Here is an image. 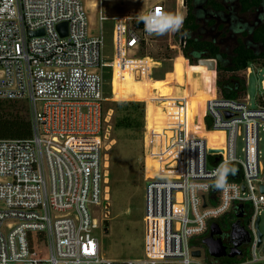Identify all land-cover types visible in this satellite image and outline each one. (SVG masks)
Returning <instances> with one entry per match:
<instances>
[{
    "label": "built area",
    "instance_id": "2783aa9c",
    "mask_svg": "<svg viewBox=\"0 0 264 264\" xmlns=\"http://www.w3.org/2000/svg\"><path fill=\"white\" fill-rule=\"evenodd\" d=\"M177 3L186 6L185 0ZM169 14L158 2L142 15L112 16L108 60L103 35L90 33L83 0H0V101L27 100L32 122L29 137L0 138V264H222L219 259L225 257L211 256L203 241L211 224L240 211L239 204L251 209L242 221L251 240L241 247L242 255L231 256L239 260L229 264H264V232L259 245L256 228L264 214L259 148L264 94L256 108L248 105L246 93L223 99L216 68L203 114L190 115L189 97L153 98L169 100L171 111L162 132L151 134L149 142L145 131V253L133 259L101 254L92 207L103 202L107 207L110 197L107 69L112 85L116 69L128 65L131 70L139 65L137 79H153L151 57L135 55L151 35L163 31ZM108 18L100 14L101 22ZM64 22L66 34L58 29ZM258 66L264 67V56L250 62L245 76ZM204 130H223L224 139L210 143ZM239 136L244 159L237 156ZM148 157L160 166L151 178ZM225 167L224 184L218 187ZM196 249L201 256L193 254Z\"/></svg>",
    "mask_w": 264,
    "mask_h": 264
},
{
    "label": "rangeland",
    "instance_id": "374dc122",
    "mask_svg": "<svg viewBox=\"0 0 264 264\" xmlns=\"http://www.w3.org/2000/svg\"><path fill=\"white\" fill-rule=\"evenodd\" d=\"M89 16V29L92 34H102L104 37L105 58L111 59L113 55V19L119 14H145L156 2L167 4L170 17H182L186 15V6L177 3V0H83ZM95 4V6H90ZM178 5H180L178 7ZM100 14L109 16L101 22ZM167 20L162 32L150 36L149 43L143 46L135 55L139 57H151L150 66L153 67V79L139 77L137 89L134 93L125 92L114 77L113 85L111 76L107 77L105 84L104 108L107 112L111 109L109 121V153L111 160L110 197L108 205L105 202L99 206H93L94 216L99 225L94 229V235L98 237L101 245V254L114 259H133L142 257L145 253L143 212L145 208V131L147 129V141L153 133H161L168 120L167 108L171 104L169 98L189 97L192 103L193 113L203 114L206 99L211 96L209 79L213 76L210 66L206 62H198L205 71H198L183 54V42L180 37V27H175ZM253 18V15H252ZM101 23L103 27L101 28ZM132 67V76L135 78V69ZM108 72V70H107ZM139 73V71H138ZM245 75L244 70L239 72ZM229 74V73H227ZM139 76V75H138ZM248 84L246 95L249 97L248 105L251 108L258 107V98L264 94V67L253 68V73L247 76ZM114 86V92H113ZM166 97L163 102H154L153 98ZM122 101H134L145 105L143 115L134 109L133 104H119ZM8 102V101H6ZM16 109L30 116V108L27 100L16 101ZM132 111L133 122L131 127L116 125L126 115L125 107ZM12 110V108H10ZM203 127L202 121L198 123ZM202 132V131H201ZM205 130L203 131V135ZM210 136V135H209ZM261 150L260 160L264 166V130L260 131ZM223 135L215 133L209 137V142L223 140ZM153 140V139H152ZM160 144V139L155 142ZM245 142L242 136L237 139V156L244 159ZM160 166L157 161L148 157L146 159V172L148 177L157 175ZM235 213H228L218 222L225 231H230V223L236 218ZM260 229L264 232V214ZM206 250H208L205 245Z\"/></svg>",
    "mask_w": 264,
    "mask_h": 264
},
{
    "label": "trees",
    "instance_id": "16d2710c",
    "mask_svg": "<svg viewBox=\"0 0 264 264\" xmlns=\"http://www.w3.org/2000/svg\"><path fill=\"white\" fill-rule=\"evenodd\" d=\"M185 5L186 15L180 27L184 56L198 71H205L204 66L198 65L201 59H215L218 94L223 99H240L246 93L248 82L247 77L239 72L245 70L251 61L264 56V0H185ZM107 70L106 77H110ZM138 71L134 78L131 65L116 69V80L125 92L136 91ZM125 103L133 104L137 111L141 109L143 115L144 104L134 101L119 104ZM16 105V101H0V138H21L32 134L29 115L16 109ZM125 110L127 115L116 125L122 126L124 122L126 127H131L132 111L129 106ZM189 113L194 116L192 103L189 104ZM204 135L209 140L215 133L206 132ZM232 171L234 178L240 176L237 167L234 166ZM249 217L250 214L245 221ZM222 239L224 244H229V235ZM237 260L225 257L219 262L229 264Z\"/></svg>",
    "mask_w": 264,
    "mask_h": 264
},
{
    "label": "water",
    "instance_id": "95a60500",
    "mask_svg": "<svg viewBox=\"0 0 264 264\" xmlns=\"http://www.w3.org/2000/svg\"><path fill=\"white\" fill-rule=\"evenodd\" d=\"M66 27L67 23H61L58 25V29L62 32V34H66ZM43 31H37V32H31V35L34 34H42ZM183 42V38L181 39ZM199 62H206L210 68L215 69V60L214 59H201ZM232 114L227 113V117H230ZM210 151H216V150H210ZM223 172V170H222ZM221 172V173H222ZM261 192L264 193V185L260 186ZM240 211L237 213V219L232 221L230 223V231H229V240L231 243V246H227L223 243V239L221 237L222 234V228L218 222H213L210 226V232L209 235L204 239V244L207 246L209 254L213 256L214 258H221V257H231V256H236V255H242V246L249 243L251 240V234L242 222V217L243 215V209L244 205L239 204L237 206ZM260 218L257 219L256 221V228L258 232V244L260 245L262 242V232L260 230ZM193 254L195 256H201V250L196 249L193 251Z\"/></svg>",
    "mask_w": 264,
    "mask_h": 264
},
{
    "label": "clouds",
    "instance_id": "9594fccd",
    "mask_svg": "<svg viewBox=\"0 0 264 264\" xmlns=\"http://www.w3.org/2000/svg\"><path fill=\"white\" fill-rule=\"evenodd\" d=\"M169 22L172 23L175 27H179V25L182 23V17H179V16L170 17ZM227 171L228 169L226 167L223 168V172L221 173L219 181H218V185H217L218 187L223 186Z\"/></svg>",
    "mask_w": 264,
    "mask_h": 264
},
{
    "label": "flooded vegetation",
    "instance_id": "af4514ba",
    "mask_svg": "<svg viewBox=\"0 0 264 264\" xmlns=\"http://www.w3.org/2000/svg\"><path fill=\"white\" fill-rule=\"evenodd\" d=\"M262 13H263V16H264V12H263V10H262ZM243 215H242V217H240L241 219H242V221L243 220H245V218H246V216H248L250 213H251V209L249 208V207H245L244 209H243ZM235 214H234V216H235V218L237 219V213H238V211H236V212H234ZM235 219V220H236ZM221 226V225H220ZM222 228V234H221V237L222 238H226L229 234L227 233V231H225L224 229H223V227H221ZM229 242H230V240H229Z\"/></svg>",
    "mask_w": 264,
    "mask_h": 264
},
{
    "label": "bare ground",
    "instance_id": "6f19581e",
    "mask_svg": "<svg viewBox=\"0 0 264 264\" xmlns=\"http://www.w3.org/2000/svg\"><path fill=\"white\" fill-rule=\"evenodd\" d=\"M91 7L92 6H95V4H93V5H90ZM212 96H210V97H208L207 99H209V98H211ZM207 99H206V101H207ZM213 133H218L219 135H223L224 136V134H225V132L223 131V130H216V131H213ZM223 139H224V137H223ZM35 235H43V233H36Z\"/></svg>",
    "mask_w": 264,
    "mask_h": 264
},
{
    "label": "crops",
    "instance_id": "0c3cea01",
    "mask_svg": "<svg viewBox=\"0 0 264 264\" xmlns=\"http://www.w3.org/2000/svg\"><path fill=\"white\" fill-rule=\"evenodd\" d=\"M167 2H169V0H166ZM171 1V0H170ZM156 3H158V2H156ZM165 5L167 6V4L165 3ZM178 7H179V5H178ZM171 14H169V16H170ZM169 16H168V18H169ZM184 17H185V15H184Z\"/></svg>",
    "mask_w": 264,
    "mask_h": 264
},
{
    "label": "snow or ice",
    "instance_id": "6c2138e0",
    "mask_svg": "<svg viewBox=\"0 0 264 264\" xmlns=\"http://www.w3.org/2000/svg\"><path fill=\"white\" fill-rule=\"evenodd\" d=\"M157 12H159V9H157Z\"/></svg>",
    "mask_w": 264,
    "mask_h": 264
}]
</instances>
